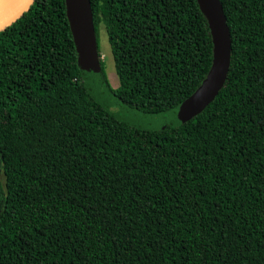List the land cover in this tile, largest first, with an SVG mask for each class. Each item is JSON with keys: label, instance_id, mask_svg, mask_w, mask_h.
Wrapping results in <instances>:
<instances>
[{"label": "trees", "instance_id": "16d2710c", "mask_svg": "<svg viewBox=\"0 0 264 264\" xmlns=\"http://www.w3.org/2000/svg\"><path fill=\"white\" fill-rule=\"evenodd\" d=\"M127 105L171 110L213 64L197 0H90ZM231 64L178 126L141 129L90 95L65 0L0 31V264H264V0H221Z\"/></svg>", "mask_w": 264, "mask_h": 264}, {"label": "water", "instance_id": "95a60500", "mask_svg": "<svg viewBox=\"0 0 264 264\" xmlns=\"http://www.w3.org/2000/svg\"><path fill=\"white\" fill-rule=\"evenodd\" d=\"M34 0H8L0 8V31L29 10ZM206 16L213 40V64L201 86L179 106L147 113L124 103L104 77L90 0H65L67 16L78 54V67L90 95L117 120L141 129L178 126L200 114L223 88L231 64L232 38L221 0H197Z\"/></svg>", "mask_w": 264, "mask_h": 264}, {"label": "rangeland", "instance_id": "374dc122", "mask_svg": "<svg viewBox=\"0 0 264 264\" xmlns=\"http://www.w3.org/2000/svg\"><path fill=\"white\" fill-rule=\"evenodd\" d=\"M99 47L102 52V59L106 64L108 81L111 87L115 89L118 86V77L116 75L114 59L112 56L108 35L104 24H101L99 28Z\"/></svg>", "mask_w": 264, "mask_h": 264}, {"label": "bare ground", "instance_id": "6f19581e", "mask_svg": "<svg viewBox=\"0 0 264 264\" xmlns=\"http://www.w3.org/2000/svg\"><path fill=\"white\" fill-rule=\"evenodd\" d=\"M8 0H0V8L6 4Z\"/></svg>", "mask_w": 264, "mask_h": 264}]
</instances>
